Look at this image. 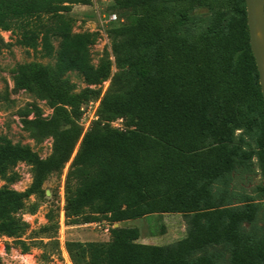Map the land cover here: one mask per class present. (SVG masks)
I'll return each instance as SVG.
<instances>
[{"label": "trees", "instance_id": "1", "mask_svg": "<svg viewBox=\"0 0 264 264\" xmlns=\"http://www.w3.org/2000/svg\"><path fill=\"white\" fill-rule=\"evenodd\" d=\"M87 1L0 0V51L8 45L2 31H16L22 46L57 56L58 77L76 70L88 84L72 93L41 64L18 74L19 87L35 86L54 108L51 118L39 114L27 121L54 144L42 158L0 134V236L29 250L22 240L29 223L17 212L44 191L46 178L65 167L79 144L66 180V217L90 223L103 215L113 225L180 213L187 216V235L173 244H150L139 241L138 227L112 226L109 241L66 243L74 264H214L211 254L199 252L219 244L231 246L230 264H264V236L246 229L256 223L260 202L216 201L213 190L253 158L264 176V96L246 0H115L113 7L129 11L128 23L110 32L132 84L101 97L93 85L109 78L111 64L92 61L99 33L75 32L66 14ZM53 37L60 38L58 49ZM91 98L101 99L100 120L84 131L81 106ZM117 118L128 128L112 126ZM20 161L34 170L25 191L11 186ZM257 192L264 199V181ZM37 208L29 205L32 213Z\"/></svg>", "mask_w": 264, "mask_h": 264}, {"label": "rangeland", "instance_id": "2", "mask_svg": "<svg viewBox=\"0 0 264 264\" xmlns=\"http://www.w3.org/2000/svg\"><path fill=\"white\" fill-rule=\"evenodd\" d=\"M115 0H88L73 4L72 10L66 14L73 19L75 32L97 31V41L91 46L92 61L99 65L110 62L111 73L107 80L95 88H101V96L105 92L123 91L131 84L130 72L120 65L114 49L110 29L118 24H126L129 20V11L113 7ZM206 10V8H204ZM105 10L116 12L118 20L106 23L103 19ZM203 10V9H201ZM2 36L8 45L0 51V134L9 137L14 143L30 146L42 158H47L53 151L54 139L52 136L40 135L28 120L39 114L51 118L54 108L48 99L35 87H19L17 78L20 71L33 64H41L50 69L54 77L62 81L72 93H81L88 84L76 70L68 71L58 77L57 56H45L40 49H30L18 43V33L13 30L2 31ZM55 48L60 45V38L53 37ZM127 76V78H125ZM101 99L91 98L81 106L79 123L84 131L89 130L100 120L98 110ZM112 126L127 129L126 119L117 118L110 122ZM240 131H238L237 134ZM249 142L250 136L246 135ZM253 143V142H252ZM76 147L71 159L61 171H56L46 178L42 189L27 199L26 208L17 212V215L29 223L24 240L29 250L14 238L0 236V264H74L66 243L81 241L106 242L111 238L110 228L116 224L126 227H138L141 231L139 241L150 244L168 245L177 242L187 235V216L180 213L150 214L145 217L130 219L123 222H112L108 217L99 215L90 223L74 222L66 217V180L72 161L78 152ZM19 178L11 186L18 191L27 190L34 181L32 164L20 161L14 167ZM228 184L218 181L214 184L216 201L240 204L250 197L260 202L258 219L255 224H246L247 231L253 235L264 236V199L257 187L264 181V176L257 158L240 164L235 171L229 174ZM5 182L0 180V186ZM36 203L35 213L29 211V205ZM47 226L48 231L43 228ZM211 254L214 264H230L231 246L228 244L212 245L199 254Z\"/></svg>", "mask_w": 264, "mask_h": 264}, {"label": "water", "instance_id": "3", "mask_svg": "<svg viewBox=\"0 0 264 264\" xmlns=\"http://www.w3.org/2000/svg\"><path fill=\"white\" fill-rule=\"evenodd\" d=\"M246 7L251 49L257 63L264 96V0H246Z\"/></svg>", "mask_w": 264, "mask_h": 264}, {"label": "built area", "instance_id": "4", "mask_svg": "<svg viewBox=\"0 0 264 264\" xmlns=\"http://www.w3.org/2000/svg\"><path fill=\"white\" fill-rule=\"evenodd\" d=\"M103 19L102 21L104 20V22L106 23H112L116 20H118V15L116 12H111V11H108V10H105V12H103Z\"/></svg>", "mask_w": 264, "mask_h": 264}]
</instances>
